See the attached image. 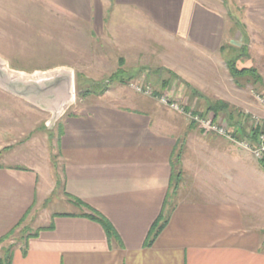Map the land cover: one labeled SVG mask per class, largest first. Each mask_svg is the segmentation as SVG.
Listing matches in <instances>:
<instances>
[{"label":"crops","instance_id":"crops-1","mask_svg":"<svg viewBox=\"0 0 264 264\" xmlns=\"http://www.w3.org/2000/svg\"><path fill=\"white\" fill-rule=\"evenodd\" d=\"M39 1L87 23L97 39L114 51L128 53L137 62L153 58L159 68L192 88L211 65L210 57H221L222 46L241 47L227 37L226 18L210 0ZM237 3L248 39V32L264 39V0ZM177 52L189 53L186 64L172 58ZM126 59L124 55L118 61L119 68L125 67ZM171 94L181 100L178 90ZM83 99L58 126L63 196L104 216L114 235L82 216L90 212L78 207L76 213H62L67 216L53 214L47 225L26 239L21 234L19 243L7 244L6 236L19 224L30 223V210L52 191L47 188L45 196H39L40 168L36 163L31 167L30 157L25 158L8 134H2L0 159L7 163H0V259L13 248L11 264H264V223L258 216L264 213V186L252 204L242 203L240 194L228 193L224 179L212 183L213 176L227 174L218 171L208 180L197 179L185 169V158L183 181L168 210V222L148 244L170 188L178 137L168 130L176 129L156 111L141 108L148 107L147 99L128 100L121 90ZM259 165L250 172L264 185V169ZM230 179L232 183L234 178ZM51 224L53 229H44Z\"/></svg>","mask_w":264,"mask_h":264},{"label":"rangeland","instance_id":"rangeland-1","mask_svg":"<svg viewBox=\"0 0 264 264\" xmlns=\"http://www.w3.org/2000/svg\"><path fill=\"white\" fill-rule=\"evenodd\" d=\"M210 2L222 11L226 18L227 37L238 46H242L248 40L247 43L250 46L248 56L237 63L238 68H256L264 78V39L251 35L249 32L250 39H245L233 20L228 17V10L223 5V1L210 0ZM229 13L243 23V13L237 7L230 4ZM188 54L177 52L172 58L186 64ZM124 55L127 57L125 69L119 68L118 64ZM127 55L128 53L114 51L111 45L98 40L87 23L64 16L39 0H0V57L2 59L9 62L13 69L29 73L48 71L57 67L73 69L76 98L74 105L66 114L82 105L84 99L80 95L84 90H91L95 95L105 89L107 91L121 90L128 100L138 97L147 99L148 107L141 105V108L156 111L157 117L160 116L165 122L175 127L176 130H168V133L173 132L178 137L177 150H181L183 159L185 158V169L197 179L207 178V180L209 176H213V173L216 175L218 171L223 172L228 176L222 174L225 178H220L217 174L213 176L212 183H221L225 180L224 184L228 186V193L235 191V195L240 194L242 203L252 204L253 198L258 199L257 196L262 193L264 185L250 172L257 170V164H260L250 152L214 132H205L197 125L195 130H191L192 121L185 115L175 113L161 103L154 102L152 99L154 97H146L129 88L131 83L142 86L145 82L158 92L178 90L182 103L189 107L192 104L196 111L209 114L208 117H213V113H207V102L221 100L220 97L226 98L225 102L238 109L241 116L233 125L224 115L219 117V122L227 127L243 128L248 133L252 127L251 117L264 116L252 91L263 92L264 87L236 86L226 64V61L233 58L234 54L226 50L221 57L218 55L210 57L211 65L204 76L202 73L198 75L195 83L197 88H192L183 79H181L182 82L173 79L172 83L163 90L160 89V83L169 78L168 70L159 68L161 66L156 64L153 58L149 59L150 62L146 57L137 62L136 58ZM147 63H149L148 66ZM124 71L129 72L126 73L128 75L124 76ZM123 80H127V85L121 83ZM78 91H81L80 94ZM0 92L4 94L0 97V135L8 134L9 142L16 143V148L25 158L30 157V166L36 163L40 168L39 196H45L47 188L48 191H52L30 213L32 218L30 223L25 222L21 226L28 225L30 230L26 233L31 234L37 228L47 225L53 214L76 213L79 210L74 203L63 196L62 169L57 147L58 126L62 118L56 121L53 128L48 127L47 123L52 118L50 113L2 89ZM236 138L240 141V135ZM182 144L183 147H181ZM223 144L226 146H222ZM4 162L7 163V160L0 159V163ZM184 166L182 165V168ZM236 175L240 177L235 180ZM230 177L234 178L232 183ZM236 181L239 182L235 187L232 184ZM237 198L239 199V196ZM258 204H260L259 201ZM258 216L264 223V213L260 212ZM25 236L22 235L23 238ZM20 238V233H16L7 239V244L12 241L19 243Z\"/></svg>","mask_w":264,"mask_h":264},{"label":"trees","instance_id":"trees-1","mask_svg":"<svg viewBox=\"0 0 264 264\" xmlns=\"http://www.w3.org/2000/svg\"><path fill=\"white\" fill-rule=\"evenodd\" d=\"M222 1H223V5L228 10V13H227L228 17H230V19L233 20L235 26L238 27V31L242 34V36L245 39H248L247 31H246V28H245L244 24L242 23V21L232 17L231 16L232 14L229 13L230 4L234 7H237L242 12L240 5L237 3V0H222ZM247 42H248V40H246L245 44H243L238 49L234 48V47H229V46H222V48H221L222 53H224L226 50H229L232 54H234L233 58H229L226 61L229 74H230L231 78L233 79V81L235 82V84L238 86L243 85V87H244L245 85H253L256 87L257 86L258 87H264V78L259 74V72L256 68H242V69H240L237 66V63L243 57L248 56L249 45ZM167 73L169 75V78L167 80H163L160 83V89L161 90L167 88L172 83L173 79L178 80L179 82H182L181 78H179L173 72L167 71ZM126 81L127 80H125V81L123 80L121 83L127 85ZM184 84L187 85L186 83H184ZM106 91H107V89H105L102 92L96 93V94L97 95H103ZM80 92L81 91H78V94H80ZM82 93L83 94L80 95L81 98H85L86 96H88L90 94H94V92H92L91 90H84ZM207 105H208L207 106V113L212 112L214 114L215 118H219L222 115H224L228 118L231 125H233L236 122V120L239 119L241 116V112L238 109H236L231 104H229L225 101H222V100L208 101ZM197 113L200 114L202 117L206 115L205 112L197 111ZM196 127H197L196 124L191 122L190 129L195 130ZM257 133H258L257 129L256 130L251 129L247 133L245 131V129L241 128L240 130L239 129L236 130L235 135L236 136L240 135V139L251 138V139L255 140ZM183 146L184 145L182 144L181 147H183ZM177 149H178V147L176 146V148L174 149V152L172 154V164H171L172 176H171L170 188H169L168 194H167L165 202H164L163 211H162V214L160 215V217L158 218V220L155 222V224L152 227V230L150 232L148 242H147L148 244H150L154 241V239L159 235V233L163 230L166 223L168 222V210L172 206V202H173L174 198L176 197V195L180 189V186L182 184V181H183V168H182L183 156H182L181 150L178 151ZM259 163H260V166L262 167V169H264V159L259 161ZM57 187H59L58 184H57ZM70 199L73 201V203L77 207L85 208L90 212V214H83L82 216L87 217L93 221H96L97 223L102 225L110 237L114 235V229H113L112 225L104 216H102L97 211L91 209L88 205H86L82 201L77 200L75 198H70ZM30 213H31V210H30ZM28 215H29V212L26 215V218ZM61 215L67 216V214H61ZM21 225L22 224H19L16 228H14V230H12L8 234V236H6V239L14 236L16 233H20V235L23 234V235L27 236L26 232H28V231H27L26 227L22 228ZM44 229H48V230L53 229V224H51L50 226H48L47 228H44ZM37 233L38 232H36L35 235H37ZM26 236L24 237V239H26ZM12 249L13 248L9 249V254L6 256V258L0 259V264H11V262H12L11 261L12 260L11 259L12 258V255H11Z\"/></svg>","mask_w":264,"mask_h":264},{"label":"water","instance_id":"water-1","mask_svg":"<svg viewBox=\"0 0 264 264\" xmlns=\"http://www.w3.org/2000/svg\"><path fill=\"white\" fill-rule=\"evenodd\" d=\"M0 89L26 100L40 110L50 113L48 127L63 118L76 98L73 69L57 67L48 71L25 72L13 69L0 57Z\"/></svg>","mask_w":264,"mask_h":264},{"label":"built area","instance_id":"built-area-1","mask_svg":"<svg viewBox=\"0 0 264 264\" xmlns=\"http://www.w3.org/2000/svg\"><path fill=\"white\" fill-rule=\"evenodd\" d=\"M144 82V81H143ZM129 88L135 90L137 93L142 94L147 97H154L157 101H159L162 105L170 108L171 110L185 115L189 118L193 123H195L199 128L204 130L205 132H214L219 136L226 138L234 143H237L238 146L242 147L243 149L250 152L258 161L264 159V116H252V127L253 130H258L256 135V139L253 140L251 138H245L237 140V136L235 135L236 130H240V127H227L222 125L219 120L220 118H215L214 114L213 117H208L209 114L205 116H201L197 113L195 108L187 106V104L182 103L181 100H177L172 97L171 91L164 92L163 94H156V91L153 89L152 86L144 84L139 86L137 84H129ZM252 94L260 105L261 110L264 114V91L263 92H256L255 90L252 91Z\"/></svg>","mask_w":264,"mask_h":264}]
</instances>
